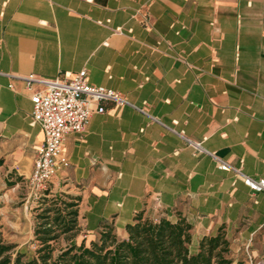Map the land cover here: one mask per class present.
<instances>
[{
    "label": "crops",
    "instance_id": "crops-1",
    "mask_svg": "<svg viewBox=\"0 0 264 264\" xmlns=\"http://www.w3.org/2000/svg\"><path fill=\"white\" fill-rule=\"evenodd\" d=\"M83 70L133 106L66 137L52 184L82 197L86 231L180 213L193 252L223 231L234 264L264 262V194L213 158L264 179V0H0V179L28 181L44 141L22 78Z\"/></svg>",
    "mask_w": 264,
    "mask_h": 264
},
{
    "label": "trees",
    "instance_id": "trees-1",
    "mask_svg": "<svg viewBox=\"0 0 264 264\" xmlns=\"http://www.w3.org/2000/svg\"><path fill=\"white\" fill-rule=\"evenodd\" d=\"M81 203L80 196L46 191L37 214V250L31 256L16 252L17 246L0 235V264H234L223 231L204 238L193 252V226L180 213L175 221L140 214L126 227L125 240L118 238L113 225L105 224L98 240L77 245ZM62 239L67 246L58 248Z\"/></svg>",
    "mask_w": 264,
    "mask_h": 264
},
{
    "label": "built area",
    "instance_id": "built-area-1",
    "mask_svg": "<svg viewBox=\"0 0 264 264\" xmlns=\"http://www.w3.org/2000/svg\"><path fill=\"white\" fill-rule=\"evenodd\" d=\"M87 1L91 3L94 0ZM117 32L122 31L117 29ZM22 80L26 82L28 89L35 85L42 87V90L32 97V118L33 124L41 127L44 141L37 150L35 167L27 181L32 193L42 197L49 190L57 173L70 167V161L64 152L66 137L83 134L94 114L106 113L105 103H114L120 110L132 105L118 92L92 85L86 70L73 77L66 76L64 79L47 80L32 75ZM136 109L150 116L147 108ZM186 141L196 155L205 153L201 143ZM213 158L220 170L235 173L253 193L264 194V179L255 181L229 163L215 156ZM248 264L264 262L250 257Z\"/></svg>",
    "mask_w": 264,
    "mask_h": 264
},
{
    "label": "rangeland",
    "instance_id": "rangeland-1",
    "mask_svg": "<svg viewBox=\"0 0 264 264\" xmlns=\"http://www.w3.org/2000/svg\"><path fill=\"white\" fill-rule=\"evenodd\" d=\"M7 179L11 180L9 182ZM0 179V235L5 243L16 245V252L26 253L31 256L38 248L36 243L35 230L37 227V214L40 205V200L43 198L40 195L35 196L27 181L22 179L9 178ZM9 183H15L14 186H9ZM53 195L60 192V188L54 184L49 188ZM88 214L81 211L79 224L81 227L80 235L75 239L77 245H81L84 241L87 246L92 241L99 238V234H89L86 230V216ZM167 212L160 210H151L146 213L145 218L151 220H159L162 217H169ZM177 218H171L175 221ZM67 242L62 239L59 242V247H66Z\"/></svg>",
    "mask_w": 264,
    "mask_h": 264
}]
</instances>
